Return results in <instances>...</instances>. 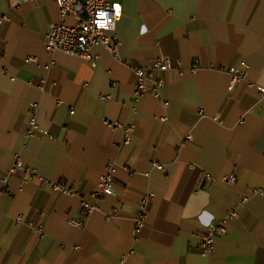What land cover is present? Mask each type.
Instances as JSON below:
<instances>
[{"label": "crops", "instance_id": "obj_1", "mask_svg": "<svg viewBox=\"0 0 264 264\" xmlns=\"http://www.w3.org/2000/svg\"><path fill=\"white\" fill-rule=\"evenodd\" d=\"M109 1L121 59L171 60L153 70L158 97H137L132 70L100 44L95 66L48 53L55 0H0V264H264V194L251 192L264 186V0ZM229 67L245 73L231 89ZM35 103L42 132L27 137ZM16 154L36 176L10 172ZM108 163L113 193L97 200ZM62 180L77 194L52 189ZM82 200L96 209L81 216ZM213 224L225 233L205 257Z\"/></svg>", "mask_w": 264, "mask_h": 264}, {"label": "built area", "instance_id": "obj_2", "mask_svg": "<svg viewBox=\"0 0 264 264\" xmlns=\"http://www.w3.org/2000/svg\"><path fill=\"white\" fill-rule=\"evenodd\" d=\"M60 14V21L52 23L44 37V47L48 53L62 52L67 56L78 57L87 63L95 66L97 64V57L93 53V47L100 44L104 47L108 54L112 55L117 62L129 67L137 79L135 94L137 97L145 95H154L156 97L160 94V88L163 86V81L153 78V70L167 71L172 68V62L168 57H162L153 62L148 69L132 68L128 61L119 57L116 51L114 32L117 21L122 15V8L119 3H111L109 0H55ZM119 6V13L117 7ZM107 13L106 16L101 17L98 14ZM72 17L73 23H67L65 19ZM8 20L7 17H0V21ZM98 21L104 22L106 27H99ZM226 71L231 75L232 85L245 77V73L241 69H234L229 67ZM259 93L264 97V88H258ZM101 101H106L109 96H100ZM73 113V112H71ZM38 104H33L28 116V130L27 137H33L37 133L42 132L38 122ZM110 126H121L118 122ZM44 134L48 136L47 132ZM10 172L13 173L16 169H22L26 177L36 176L34 168L26 166L18 154L14 155V163ZM113 171L112 163L106 165V172L100 176L96 183V190L94 197L98 200L103 196H110L113 193ZM226 184H234V176H226L222 179ZM52 189L61 192L65 195L73 196L77 194V190L73 185L67 181L56 182L52 185ZM253 194H264V186L254 188L251 190ZM153 194L148 193L142 196L138 205L137 212L133 216L134 232H140L145 223V206ZM247 198L244 197L243 201ZM82 209L81 216L90 214L96 209L95 204H91L85 200L81 201ZM230 217H236L235 210L229 211ZM77 225H80L77 223ZM225 233L222 225H210L200 238L199 253L202 256L209 257L215 245L214 237ZM122 264H126L125 261Z\"/></svg>", "mask_w": 264, "mask_h": 264}, {"label": "clouds", "instance_id": "obj_3", "mask_svg": "<svg viewBox=\"0 0 264 264\" xmlns=\"http://www.w3.org/2000/svg\"><path fill=\"white\" fill-rule=\"evenodd\" d=\"M116 7H117V13H119V6H116ZM98 15L103 17V16H106L107 13H102V14H98ZM97 23H98V26L101 28L106 27V24L104 22L98 21Z\"/></svg>", "mask_w": 264, "mask_h": 264}]
</instances>
